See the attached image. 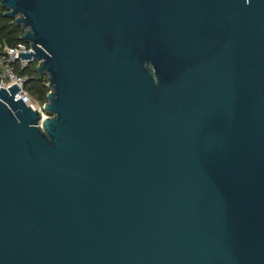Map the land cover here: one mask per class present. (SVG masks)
Masks as SVG:
<instances>
[{
  "label": "water",
  "instance_id": "1",
  "mask_svg": "<svg viewBox=\"0 0 264 264\" xmlns=\"http://www.w3.org/2000/svg\"><path fill=\"white\" fill-rule=\"evenodd\" d=\"M0 4V264H264V0Z\"/></svg>",
  "mask_w": 264,
  "mask_h": 264
},
{
  "label": "built area",
  "instance_id": "2",
  "mask_svg": "<svg viewBox=\"0 0 264 264\" xmlns=\"http://www.w3.org/2000/svg\"><path fill=\"white\" fill-rule=\"evenodd\" d=\"M21 51H33L29 43L19 41L15 45L4 44L0 50V74L2 76L0 87L8 88L14 83L20 86V90L14 94L15 98L22 100L33 110L39 109L44 117L48 116L44 110V103H40L32 97L28 89V83L35 75L28 71L32 66L36 67L37 62L31 59H22L19 56Z\"/></svg>",
  "mask_w": 264,
  "mask_h": 264
},
{
  "label": "trees",
  "instance_id": "3",
  "mask_svg": "<svg viewBox=\"0 0 264 264\" xmlns=\"http://www.w3.org/2000/svg\"><path fill=\"white\" fill-rule=\"evenodd\" d=\"M5 9L0 4V50L4 44L15 45L21 41L20 36L23 30L20 26L13 22L12 18L5 16ZM35 77L28 83V89L34 99L40 103L47 101V94L49 87L47 85V78L40 77L36 71L35 66L28 69Z\"/></svg>",
  "mask_w": 264,
  "mask_h": 264
}]
</instances>
